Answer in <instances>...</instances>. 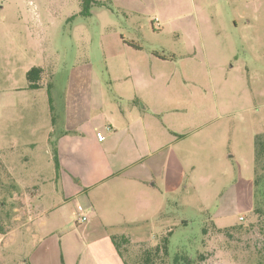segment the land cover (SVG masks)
Instances as JSON below:
<instances>
[{"label": "rangeland", "instance_id": "374dc122", "mask_svg": "<svg viewBox=\"0 0 264 264\" xmlns=\"http://www.w3.org/2000/svg\"><path fill=\"white\" fill-rule=\"evenodd\" d=\"M34 67L44 71L42 87L30 90ZM124 91L130 102L117 97ZM122 107L150 121L168 111L165 122L179 128L163 150V224L107 226L109 235L156 246L172 231L171 259L186 252L203 255L199 264H257L258 233L233 241L211 225L257 221L264 0H99L90 16L82 0H0V264H75L101 237L86 230L94 201L56 176L53 144L83 124L108 126Z\"/></svg>", "mask_w": 264, "mask_h": 264}, {"label": "crops", "instance_id": "0c3cea01", "mask_svg": "<svg viewBox=\"0 0 264 264\" xmlns=\"http://www.w3.org/2000/svg\"><path fill=\"white\" fill-rule=\"evenodd\" d=\"M172 59L158 57L164 64ZM130 95L127 91L117 93L120 100L128 102L132 100ZM96 99L97 109H103V91L96 92ZM120 111L108 126L83 124L76 129L80 135L63 134L58 144L59 174L64 178L65 189L73 186L75 196L84 193L94 201L92 221L86 227L88 234L95 227L103 231L99 239L86 243L75 264H125L106 227L122 223L137 226L145 220L156 219L163 224L166 219L165 190L158 181L170 185L168 156H164L163 150L168 142L176 139L179 123L169 126L165 122L168 111H162L161 118H154L155 121H150L152 117L146 114L144 119L135 109L122 107ZM51 135L52 130L48 143ZM88 139L94 142L90 144ZM176 164L179 166V162Z\"/></svg>", "mask_w": 264, "mask_h": 264}, {"label": "trees", "instance_id": "16d2710c", "mask_svg": "<svg viewBox=\"0 0 264 264\" xmlns=\"http://www.w3.org/2000/svg\"><path fill=\"white\" fill-rule=\"evenodd\" d=\"M99 0H82L83 12L86 16H90L91 9L94 5L98 4ZM43 69L40 67L32 68L27 78L29 81V89L36 90L42 87ZM49 102L51 111L53 108V99L49 95ZM136 102V101H135ZM51 142V141H50ZM53 159L55 162L57 173L60 172L59 153L56 145L53 144ZM255 203L256 207L253 211L257 217L255 223L237 224L230 228H218L215 223H212L214 232L224 235L228 240H241L245 236H249L254 232L258 233L264 242V133L256 137L255 149ZM260 197V198H259ZM210 227V226H208ZM208 227L205 229L207 235ZM172 231L165 235L156 246H151L144 243L145 248H141L132 241L131 237L126 235H113L112 242L124 261L125 264H199L204 259L203 255L199 258H193L186 252L177 254L173 259L170 258V236ZM258 258L260 259L257 264H264V244L260 249H256Z\"/></svg>", "mask_w": 264, "mask_h": 264}, {"label": "built area", "instance_id": "2783aa9c", "mask_svg": "<svg viewBox=\"0 0 264 264\" xmlns=\"http://www.w3.org/2000/svg\"><path fill=\"white\" fill-rule=\"evenodd\" d=\"M104 139V138H103ZM88 221V218L86 215H82L81 217H79V223H84V222H87Z\"/></svg>", "mask_w": 264, "mask_h": 264}]
</instances>
